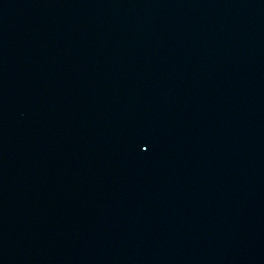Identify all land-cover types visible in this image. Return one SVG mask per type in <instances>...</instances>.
<instances>
[{
	"label": "water",
	"instance_id": "water-1",
	"mask_svg": "<svg viewBox=\"0 0 264 264\" xmlns=\"http://www.w3.org/2000/svg\"><path fill=\"white\" fill-rule=\"evenodd\" d=\"M0 264H264V0H0Z\"/></svg>",
	"mask_w": 264,
	"mask_h": 264
}]
</instances>
